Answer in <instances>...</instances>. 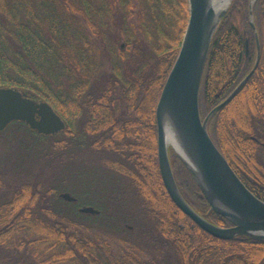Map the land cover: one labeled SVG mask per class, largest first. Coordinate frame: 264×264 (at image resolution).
I'll return each mask as SVG.
<instances>
[{
	"label": "trees",
	"instance_id": "16d2710c",
	"mask_svg": "<svg viewBox=\"0 0 264 264\" xmlns=\"http://www.w3.org/2000/svg\"><path fill=\"white\" fill-rule=\"evenodd\" d=\"M251 1L232 0L221 20L199 101L205 118L253 69L257 29L259 65L208 130L264 200V0L255 27ZM189 14V0H0V86L48 101L66 122L49 135L20 120L0 130L17 145L0 163V264H264V240L211 235L164 184L156 107ZM170 159L189 204L231 225L172 148Z\"/></svg>",
	"mask_w": 264,
	"mask_h": 264
},
{
	"label": "water",
	"instance_id": "95a60500",
	"mask_svg": "<svg viewBox=\"0 0 264 264\" xmlns=\"http://www.w3.org/2000/svg\"><path fill=\"white\" fill-rule=\"evenodd\" d=\"M231 1L218 7L215 0H189V20L181 47L156 107L159 165L172 200L202 229L227 240L240 235L264 240V200L243 182L208 130L211 117L240 92L259 65L257 29L258 53L253 69L205 118L200 113V88L212 40ZM255 1H251V23L254 27ZM16 120L24 121L31 129L46 135L66 128L65 120L48 101L31 98L17 87L0 86V130ZM167 130L174 134L183 154L168 144ZM171 148L192 173L211 209L228 219L231 225L216 224L189 204L173 172ZM60 197L67 201L77 200L69 191L61 192ZM80 211L89 214L100 212L89 205L81 206Z\"/></svg>",
	"mask_w": 264,
	"mask_h": 264
},
{
	"label": "rangeland",
	"instance_id": "374dc122",
	"mask_svg": "<svg viewBox=\"0 0 264 264\" xmlns=\"http://www.w3.org/2000/svg\"><path fill=\"white\" fill-rule=\"evenodd\" d=\"M125 46V45H124ZM7 128V127H6ZM14 138V137H13ZM12 138V139H13ZM30 137L29 136H27L26 137V141L29 139ZM18 140V139H17ZM44 145H47V143L46 142H44ZM11 147V148H10ZM15 148H17V145H16V143H15V140H13V141H11V142H8V141H1V139H0V163L2 162V156H3V154L7 151V150H9V149H15ZM83 158H86V159H88V158H90L89 157V155H84L83 156ZM89 162V161H88ZM5 174H6V176L8 177V179H10L11 181H14L15 180V178H16V176L15 175H20V173H18V172H16V170H10L9 169V171L6 173L5 172ZM73 187H75L78 191H80L81 190V187H80V185H75L74 184V186Z\"/></svg>",
	"mask_w": 264,
	"mask_h": 264
},
{
	"label": "bare ground",
	"instance_id": "6f19581e",
	"mask_svg": "<svg viewBox=\"0 0 264 264\" xmlns=\"http://www.w3.org/2000/svg\"><path fill=\"white\" fill-rule=\"evenodd\" d=\"M228 2H229V0H215V3L218 7H223ZM167 142H168V144L174 145L183 154L180 147L178 146V143L174 137V134L170 130L169 131L167 130Z\"/></svg>",
	"mask_w": 264,
	"mask_h": 264
},
{
	"label": "flooded vegetation",
	"instance_id": "af4514ba",
	"mask_svg": "<svg viewBox=\"0 0 264 264\" xmlns=\"http://www.w3.org/2000/svg\"><path fill=\"white\" fill-rule=\"evenodd\" d=\"M248 43H249V41H247V46H248ZM259 44H260V42H259ZM257 47H258V44H257ZM246 54L248 55V47H247V52H246ZM76 197V196H75ZM77 198V197H76ZM72 202H78V198H77V200L76 201H72ZM82 206H84V205H82ZM89 206H91V205H89ZM81 207V206H80ZM80 207H79V210H80ZM94 207V206H93ZM89 214V213H88Z\"/></svg>",
	"mask_w": 264,
	"mask_h": 264
}]
</instances>
